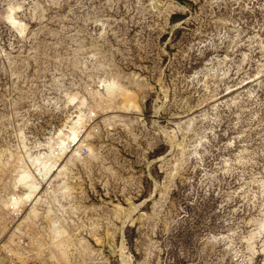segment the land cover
Here are the masks:
<instances>
[{"label":"rangeland","instance_id":"obj_1","mask_svg":"<svg viewBox=\"0 0 264 264\" xmlns=\"http://www.w3.org/2000/svg\"><path fill=\"white\" fill-rule=\"evenodd\" d=\"M0 264H264V0H0Z\"/></svg>","mask_w":264,"mask_h":264},{"label":"bare ground","instance_id":"obj_2","mask_svg":"<svg viewBox=\"0 0 264 264\" xmlns=\"http://www.w3.org/2000/svg\"><path fill=\"white\" fill-rule=\"evenodd\" d=\"M132 213V212H131ZM127 215V214H126ZM133 215H134V213H133Z\"/></svg>","mask_w":264,"mask_h":264}]
</instances>
